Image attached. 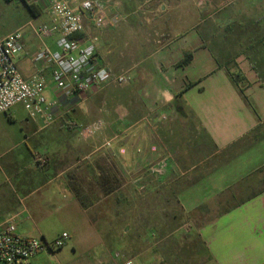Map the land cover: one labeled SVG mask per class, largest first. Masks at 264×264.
<instances>
[{"label": "crops", "instance_id": "obj_1", "mask_svg": "<svg viewBox=\"0 0 264 264\" xmlns=\"http://www.w3.org/2000/svg\"><path fill=\"white\" fill-rule=\"evenodd\" d=\"M116 1L124 18L117 28L91 31L99 38L88 67L127 70V84H109L66 102L51 82V67L34 59L42 48L56 50V35L40 40L32 30L45 25L33 24L43 14L50 21L47 12L31 15L30 31L21 33L19 73L43 77L47 99L64 107L47 126L26 115L23 143L45 131L36 144L44 145L46 172L53 176L38 188L59 178V187L72 195L62 205L72 216V230L61 233L68 235V249L44 250L28 264H264V72L248 49L232 56L225 40L211 41L214 47L205 41L196 28H207L200 15L210 10L191 6L194 0ZM209 1L217 17L225 13L215 28H226L233 13H248L244 6L228 10L236 0ZM187 57L189 63L181 65ZM0 116L13 120L11 114ZM96 120L103 129L79 140L77 128ZM161 157H168L164 173H148L147 166ZM5 163L18 175L12 159ZM35 181L19 182V198L0 187V222L13 216L19 234L49 244L61 234L50 241L44 229L23 233L16 222L22 214L32 221L41 217V206L55 201L33 200L30 209H21L18 204L38 190ZM169 202L189 229L171 225L177 217L171 208L160 214L161 203Z\"/></svg>", "mask_w": 264, "mask_h": 264}, {"label": "built area", "instance_id": "obj_2", "mask_svg": "<svg viewBox=\"0 0 264 264\" xmlns=\"http://www.w3.org/2000/svg\"><path fill=\"white\" fill-rule=\"evenodd\" d=\"M47 12L50 22L32 27L34 35L44 40L54 35L56 50L46 47L35 54V61L51 67V82L64 101L81 99L102 87L112 84L121 86L131 81L129 72L113 73L105 67L90 69L98 42L94 31L114 29L123 20L120 4L116 0H27ZM91 31H93L91 33ZM19 29L0 37V115L10 114L21 105L29 119L41 120L50 125L64 108L58 99H47L46 81L39 75L23 78L18 71L15 58L22 51ZM104 127L101 120L77 128L79 140H88ZM110 147L111 142L104 143ZM155 148L152 147V151ZM43 154L33 155V164L38 168L47 165ZM167 158L150 164L146 171L160 176L164 173ZM139 177H137V180ZM66 233L46 243L41 238L21 235L16 231L14 217L0 222V263L28 264V261L44 250L53 252L66 244ZM121 264H133L126 260Z\"/></svg>", "mask_w": 264, "mask_h": 264}, {"label": "rangeland", "instance_id": "obj_3", "mask_svg": "<svg viewBox=\"0 0 264 264\" xmlns=\"http://www.w3.org/2000/svg\"><path fill=\"white\" fill-rule=\"evenodd\" d=\"M24 1L0 0V34L9 33L17 29H19L22 34L30 31V27L27 25V22L31 20V14L28 11ZM119 1H123L125 3L127 0ZM207 1L209 3H207ZM250 1L251 6L247 7L246 3ZM191 6H196V8L199 9L208 7L210 10L207 11L205 15H200V19L206 21L204 22V24L207 26V28L198 27L196 29L198 30V32L202 33L201 35L204 36L205 41L209 45H211V47H214L211 41L219 42L225 40L227 42L226 49L232 56L235 55L236 52L245 53L249 51V56L252 58V62L256 64V69L259 71V73L264 72V66H262L261 63V60H264V0H236L231 7H228V10H239L244 6L248 9V13H241L239 15L237 13H233V16L235 18L230 20L231 22L229 21L230 23L226 28L223 29L215 28L214 23L218 18L222 20L221 16L225 13L222 12L217 17V15L215 14V5L213 2L209 0H194ZM39 10L41 11V9ZM227 16L228 18H230L229 14ZM49 20H51L50 17ZM40 21H44L43 23L45 24H48L50 22H48L47 15L43 14L39 19L34 20L33 24L38 25ZM249 36H253L254 40L251 41L249 39ZM229 39L234 40V46L229 43ZM253 43L257 45L253 46ZM250 47L252 48V50H249ZM253 48H255L254 51ZM255 58L256 60L254 61ZM111 72L117 74L121 72H127V70H122V68H119L115 71L112 70ZM10 114L14 120H12V122L8 121L3 116H0V187L5 188V190H9L11 196L14 195L12 191H15V193H17L16 195H18L19 198L23 196V193L18 191L17 186L22 179L35 177L36 181L32 184V187L38 188L42 183L46 182L47 179L52 178L53 173H51L52 171L46 172L49 167L48 164L43 168H38L34 164H32L30 155L31 152H37L41 154V152L44 151V145L36 144V140L39 139L40 137L38 138V136H42L45 131H41V133H38L35 138L26 140L23 143L24 135L23 131H21V127L25 120L26 112L21 105H17L13 108ZM188 139L189 136L187 135V140ZM7 159H12L13 162L18 165V175L13 177L11 175V172L8 171V165L5 163ZM155 162H152L150 164H153ZM59 167L60 166H57V168ZM3 172H5L6 176L3 175ZM60 183L61 179L56 178L54 179V181L46 184L44 187L38 188V190L25 201V204H18L21 209L23 205H26V207L30 209L31 201L33 200H40V202L43 203L46 200V197L55 199L54 202L50 201L52 203V206H41V208L45 211L41 217L35 218L32 221L30 219L27 220L26 216L22 214L17 218L16 222L18 228L22 230L23 233L30 232L31 230H34L35 227H38L46 231L48 240H53V238L59 236L63 231L72 230V226H70L69 224V221L72 218L71 213L68 211L69 208L62 206L68 200L72 199V195L66 188L61 189L59 187ZM50 192H53L52 195H49ZM60 205L62 206V209L54 210L55 207H58ZM169 209L173 214H175V216H177L171 225L175 229H189V226L185 225L187 224V220H183L179 216V209L175 204H173V202H169V204L161 203L159 212L160 214H165V212H167V210ZM220 209L221 207L217 211H220ZM49 210L51 212H48ZM217 211L213 210L212 214L216 213ZM68 246L69 242L66 241L64 250H67Z\"/></svg>", "mask_w": 264, "mask_h": 264}, {"label": "trees", "instance_id": "obj_4", "mask_svg": "<svg viewBox=\"0 0 264 264\" xmlns=\"http://www.w3.org/2000/svg\"><path fill=\"white\" fill-rule=\"evenodd\" d=\"M7 1H9V0H7ZM24 1V0H23ZM24 3H25V5H26V7H27V9H28V11L30 12V14L31 15H33V16H37V15H39V9L38 8H36L35 6H33V5H30V4H27L25 1H24ZM189 58L187 57V61H184L183 60V62H181V65H185V64H188L189 63ZM217 63L219 64V66L221 65V63H220V61H217ZM232 62H229V64H227L226 65V68L230 71L232 68H233V66H231L230 64H231ZM231 76L233 77V79L236 81V82H238V76L234 73V71L231 73ZM193 84H188L187 85V88H189V87H191Z\"/></svg>", "mask_w": 264, "mask_h": 264}]
</instances>
